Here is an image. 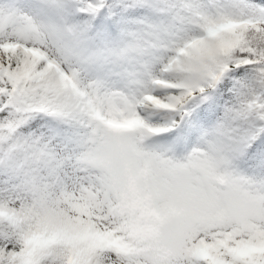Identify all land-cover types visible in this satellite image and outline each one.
I'll use <instances>...</instances> for the list:
<instances>
[{
    "label": "snow or ice",
    "instance_id": "1",
    "mask_svg": "<svg viewBox=\"0 0 264 264\" xmlns=\"http://www.w3.org/2000/svg\"><path fill=\"white\" fill-rule=\"evenodd\" d=\"M0 264H264V0H0Z\"/></svg>",
    "mask_w": 264,
    "mask_h": 264
}]
</instances>
